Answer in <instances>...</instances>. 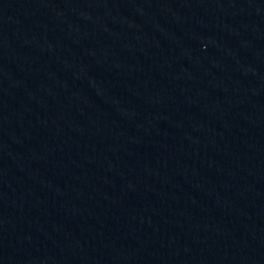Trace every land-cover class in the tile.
Instances as JSON below:
<instances>
[{"label": "water", "instance_id": "1", "mask_svg": "<svg viewBox=\"0 0 264 264\" xmlns=\"http://www.w3.org/2000/svg\"><path fill=\"white\" fill-rule=\"evenodd\" d=\"M264 206V0H0V264H187Z\"/></svg>", "mask_w": 264, "mask_h": 264}]
</instances>
